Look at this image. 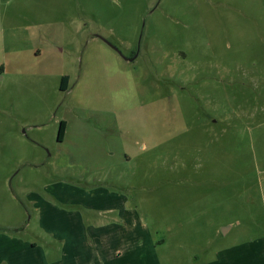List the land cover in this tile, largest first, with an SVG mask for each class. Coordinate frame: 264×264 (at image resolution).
I'll use <instances>...</instances> for the list:
<instances>
[{"label":"rangeland","instance_id":"1","mask_svg":"<svg viewBox=\"0 0 264 264\" xmlns=\"http://www.w3.org/2000/svg\"><path fill=\"white\" fill-rule=\"evenodd\" d=\"M62 183L121 194L149 264L263 232L264 0H0V264H42Z\"/></svg>","mask_w":264,"mask_h":264},{"label":"crops","instance_id":"2","mask_svg":"<svg viewBox=\"0 0 264 264\" xmlns=\"http://www.w3.org/2000/svg\"><path fill=\"white\" fill-rule=\"evenodd\" d=\"M12 74L18 76L19 80L21 77L35 78L41 75L40 72L22 69ZM33 85H36L35 81ZM62 121L66 128L60 142L64 144L71 140L73 131L68 120ZM76 133L81 137L87 135L81 131V126ZM72 144L69 153L67 152L68 162L75 163V153L81 152L83 156L77 160L86 162L87 151L79 144ZM114 184L115 181L108 185ZM57 186L59 184L54 185L49 194L50 204L55 211L49 215L52 226L47 234L51 239L46 244L48 249L41 254L42 264H149L145 258L153 252L150 240L139 226L136 215H130L132 213L124 208L126 199L121 194L113 189L100 187L84 191L82 187L71 183ZM41 201H44L43 198L37 194H32L29 200L31 207L39 211V215L42 214L39 204ZM179 214L183 215L182 212ZM228 225L223 228V233L229 232L234 223ZM235 225H240V221L236 220ZM253 230L257 234L234 238L228 245L215 248L211 252V258L205 260L195 252L188 255L186 263L264 264V231ZM34 245L33 243L32 246ZM138 245L141 246V251Z\"/></svg>","mask_w":264,"mask_h":264},{"label":"trees","instance_id":"3","mask_svg":"<svg viewBox=\"0 0 264 264\" xmlns=\"http://www.w3.org/2000/svg\"><path fill=\"white\" fill-rule=\"evenodd\" d=\"M67 82H68V77L63 76L60 81V89L61 90H66L67 89ZM66 124L64 121H60L58 125V131H57V140L58 142L62 141L64 132H65Z\"/></svg>","mask_w":264,"mask_h":264}]
</instances>
